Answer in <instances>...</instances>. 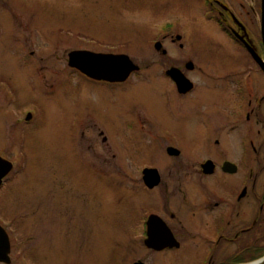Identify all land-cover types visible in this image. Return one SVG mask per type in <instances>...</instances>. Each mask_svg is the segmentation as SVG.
<instances>
[{
	"label": "flooded vegetation",
	"instance_id": "af4514ba",
	"mask_svg": "<svg viewBox=\"0 0 264 264\" xmlns=\"http://www.w3.org/2000/svg\"><path fill=\"white\" fill-rule=\"evenodd\" d=\"M234 1L245 8L246 0ZM234 1L204 0V4L217 12L224 32L241 45L253 65L243 66L234 54L230 62L218 55L202 61L187 54L185 62L157 64V79L135 63L138 69L127 79L110 81L87 75L82 66H71L69 55L86 51L129 56L122 49L86 47L68 53L67 74L59 80L64 93H71L67 130L104 136V143L119 149L113 158L119 156L124 163V175L121 180L112 176L111 185L125 184L127 226L140 232L143 257L134 264H240L260 259L262 251L264 256V70L246 43L263 60L264 55ZM257 2L255 15L246 11L250 20L258 16ZM171 31L162 30L161 41H154L165 58L163 41L172 37ZM60 37L73 36L60 32ZM36 45L39 51V42ZM35 52L24 56V66ZM46 87L51 91L45 94L52 95L55 84ZM91 93L95 95L89 100ZM7 95L13 100L12 90ZM25 107L23 117H15L18 125H32L40 118L38 105ZM2 152L0 148L4 158ZM96 158L85 164L91 168L92 186L91 180L79 181L87 190L97 189ZM17 161L25 164L24 158ZM79 166L82 171L81 161ZM10 173L2 177L0 190Z\"/></svg>",
	"mask_w": 264,
	"mask_h": 264
},
{
	"label": "rangeland",
	"instance_id": "374dc122",
	"mask_svg": "<svg viewBox=\"0 0 264 264\" xmlns=\"http://www.w3.org/2000/svg\"><path fill=\"white\" fill-rule=\"evenodd\" d=\"M232 4L264 55L261 0L255 21L246 15H255L254 0H246L244 9L236 1ZM220 22L204 0H0V148L2 159L13 164L0 190V223L11 239L9 264H64L66 259L69 264H113L112 257L114 264H134L142 259L140 232L127 226L125 184L111 185L112 176L121 180L124 175V163L119 156L113 158L119 149L104 143V136L67 130L71 93L66 95L59 83L67 74L68 53L119 48L153 79L158 78L157 64L185 62L187 54L202 61L218 55L228 62L234 54L243 66L253 65ZM168 29L172 37L163 41L165 58L154 41H161L162 30ZM60 32L73 37L62 38ZM34 49L36 55L24 66L22 59ZM50 84H55L53 93L46 95ZM11 90L13 100L7 97ZM34 104L40 107H35L40 118L18 125L15 117H23L25 106ZM94 156L100 162L97 189L87 190L79 181L91 180L85 164L95 163Z\"/></svg>",
	"mask_w": 264,
	"mask_h": 264
},
{
	"label": "water",
	"instance_id": "95a60500",
	"mask_svg": "<svg viewBox=\"0 0 264 264\" xmlns=\"http://www.w3.org/2000/svg\"><path fill=\"white\" fill-rule=\"evenodd\" d=\"M261 38L264 49V0H261ZM182 36L176 37L177 41H180ZM161 45L156 44L159 48ZM183 46V45H182ZM246 47L255 59V61L264 70V60L256 52L254 47L246 43ZM69 64L73 67H83V71L96 79H106L110 81H123L129 77V75L137 70L138 67L127 55H106L95 54L86 51H74L69 55ZM0 181L2 177L7 176L13 169V164L0 157ZM11 241L6 230L0 225V264H9L11 262ZM142 264V263H136ZM245 264H264V256L258 260L245 263Z\"/></svg>",
	"mask_w": 264,
	"mask_h": 264
},
{
	"label": "trees",
	"instance_id": "16d2710c",
	"mask_svg": "<svg viewBox=\"0 0 264 264\" xmlns=\"http://www.w3.org/2000/svg\"><path fill=\"white\" fill-rule=\"evenodd\" d=\"M262 253H263V251L261 252V255L259 257H262Z\"/></svg>",
	"mask_w": 264,
	"mask_h": 264
}]
</instances>
